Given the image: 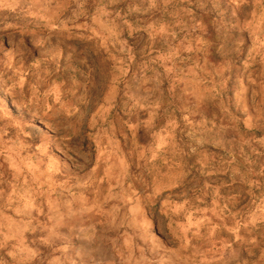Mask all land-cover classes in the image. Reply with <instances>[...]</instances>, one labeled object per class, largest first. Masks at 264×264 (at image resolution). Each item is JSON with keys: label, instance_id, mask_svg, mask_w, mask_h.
<instances>
[{"label": "rangeland", "instance_id": "rangeland-1", "mask_svg": "<svg viewBox=\"0 0 264 264\" xmlns=\"http://www.w3.org/2000/svg\"><path fill=\"white\" fill-rule=\"evenodd\" d=\"M0 264H264V0H0Z\"/></svg>", "mask_w": 264, "mask_h": 264}, {"label": "crops", "instance_id": "crops-1", "mask_svg": "<svg viewBox=\"0 0 264 264\" xmlns=\"http://www.w3.org/2000/svg\"><path fill=\"white\" fill-rule=\"evenodd\" d=\"M9 151H10V150H9ZM9 153H11V152H9ZM12 154H13V155H16L15 152H12ZM8 158H9V157H7V159H8ZM8 161H9V160H8Z\"/></svg>", "mask_w": 264, "mask_h": 264}]
</instances>
